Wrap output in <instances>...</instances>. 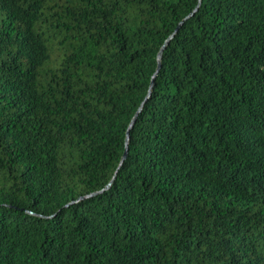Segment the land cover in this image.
<instances>
[{"label": "trees", "instance_id": "1", "mask_svg": "<svg viewBox=\"0 0 264 264\" xmlns=\"http://www.w3.org/2000/svg\"><path fill=\"white\" fill-rule=\"evenodd\" d=\"M0 264H264V0H0Z\"/></svg>", "mask_w": 264, "mask_h": 264}, {"label": "water", "instance_id": "2", "mask_svg": "<svg viewBox=\"0 0 264 264\" xmlns=\"http://www.w3.org/2000/svg\"><path fill=\"white\" fill-rule=\"evenodd\" d=\"M170 39H171V37H170L168 40H170ZM168 40H167V41L164 43V45L162 46L161 51H162L164 48H166V45L168 44ZM159 59H160V53L157 55V62H158L157 71H158V68H159ZM155 75H156V73L153 75V77H152V79H151V84H150V88H149V90H151V88H152V86H153V81H154V79H155ZM148 94H149V93H148ZM147 98H148V95H147ZM136 116H137V115L134 116V118H133V120H132V122H131V124H130V126H129L128 131L131 129V127H132V125H133V122H134ZM127 141H128V136H127V139H126V144H127ZM126 151H127V149H125V152H124V155H123V159H124L125 156H126Z\"/></svg>", "mask_w": 264, "mask_h": 264}]
</instances>
